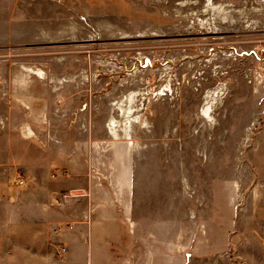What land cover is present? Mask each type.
<instances>
[{"label":"rangeland","instance_id":"rangeland-1","mask_svg":"<svg viewBox=\"0 0 264 264\" xmlns=\"http://www.w3.org/2000/svg\"><path fill=\"white\" fill-rule=\"evenodd\" d=\"M263 61L264 0H0V250L264 264Z\"/></svg>","mask_w":264,"mask_h":264},{"label":"crops","instance_id":"crops-1","mask_svg":"<svg viewBox=\"0 0 264 264\" xmlns=\"http://www.w3.org/2000/svg\"><path fill=\"white\" fill-rule=\"evenodd\" d=\"M119 205L115 203L110 204L109 206L111 208L106 207L104 204L94 205L96 209L95 212L94 210H91L94 214L90 216V221L92 223L90 235H86L85 231L67 233L64 240L68 244L69 249L68 246H63L58 251L54 249L32 247L35 243H37L35 242L36 240L39 241L41 236H15L16 239L27 237L31 238L33 245L30 247L27 245L17 244L18 248L13 249L12 251L7 249H4L3 251L0 250L2 258L5 259H3L4 264H99L98 262L101 256V250L95 246L96 244L94 241L92 242V236H101L102 240H109V236H122L119 228L120 225L124 223V220L122 214H120L117 210ZM130 209L129 204L123 208L124 218L127 215V211ZM79 236H81V239H84V236H91L89 254L88 250L83 248V244L81 243ZM4 238L5 241H7L9 236H5ZM4 255L5 257H3ZM9 256L11 258H8Z\"/></svg>","mask_w":264,"mask_h":264},{"label":"built area","instance_id":"built-area-1","mask_svg":"<svg viewBox=\"0 0 264 264\" xmlns=\"http://www.w3.org/2000/svg\"><path fill=\"white\" fill-rule=\"evenodd\" d=\"M263 70H264V61H263ZM4 86V81H3V76L0 74V90H1V87ZM63 228H60V230H62Z\"/></svg>","mask_w":264,"mask_h":264}]
</instances>
